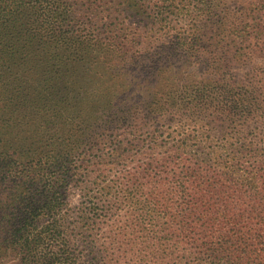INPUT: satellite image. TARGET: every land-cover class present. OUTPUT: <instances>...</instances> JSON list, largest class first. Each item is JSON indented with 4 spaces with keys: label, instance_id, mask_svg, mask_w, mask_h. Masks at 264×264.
<instances>
[{
    "label": "trees",
    "instance_id": "trees-1",
    "mask_svg": "<svg viewBox=\"0 0 264 264\" xmlns=\"http://www.w3.org/2000/svg\"><path fill=\"white\" fill-rule=\"evenodd\" d=\"M79 183L128 219L101 249ZM124 260L264 264V0H0V264Z\"/></svg>",
    "mask_w": 264,
    "mask_h": 264
},
{
    "label": "rangeland",
    "instance_id": "rangeland-1",
    "mask_svg": "<svg viewBox=\"0 0 264 264\" xmlns=\"http://www.w3.org/2000/svg\"><path fill=\"white\" fill-rule=\"evenodd\" d=\"M247 71H248L247 69H242L239 72V77H244V74ZM150 131H151L150 128H145V133H144L145 138L147 137L146 135L150 133ZM108 152H110V150ZM99 156H101V152L98 153L97 157ZM134 167L135 166L132 163V161L129 160L127 162H123L121 165L117 167H114L113 170L110 169L109 174H107L106 177H101V172L98 171L99 166H91L88 170L90 171L89 176L91 177L83 178L82 181L88 183L90 180H92V176L99 179L100 182L101 180L106 181L107 184L105 185L107 187H110L108 191H112V194L116 193L117 196L120 197L121 196L119 193L120 189L124 187V185L127 183V180L131 177V175H134L135 173H137V171H139V173H143V169L137 170ZM86 174L87 173H85V175ZM142 181L146 183L149 180L145 179ZM81 185H82L81 183L73 184V188L70 191L71 211H70L69 221L73 223L72 227H75L74 235L77 237V239H83L86 243L89 241L91 242V245H94L95 247L101 249V240L105 241L106 243H109V239H108L109 232L113 231L117 233V229L125 225L128 219L126 218L125 212H120V213L116 212L115 203L117 202V200L114 199L113 197L112 198L105 197L104 194L101 193V187L100 188L90 187L88 189L91 194L90 196L93 197V201L96 203V205L101 209H103V207L106 208V209L104 208L105 213L102 216L100 213L98 217L97 216L93 217L91 210H89L88 208L89 202L87 203L88 201L87 200L88 197L86 196L87 193L83 191L86 188V186L82 187ZM84 214L87 215V218L90 219L88 223L86 222L82 223ZM143 221L145 220L143 219L142 222ZM158 235L159 237L162 236V234H157V233L151 234L152 237H157ZM106 245L109 246V244ZM79 248H83V247L81 246ZM121 263L126 264L127 261L124 260Z\"/></svg>",
    "mask_w": 264,
    "mask_h": 264
}]
</instances>
